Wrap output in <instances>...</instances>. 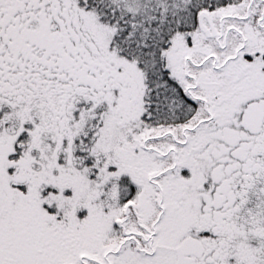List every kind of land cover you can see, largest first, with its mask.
<instances>
[{"label":"snow or ice","instance_id":"6c2138e0","mask_svg":"<svg viewBox=\"0 0 264 264\" xmlns=\"http://www.w3.org/2000/svg\"><path fill=\"white\" fill-rule=\"evenodd\" d=\"M0 264H264V0H0Z\"/></svg>","mask_w":264,"mask_h":264}]
</instances>
